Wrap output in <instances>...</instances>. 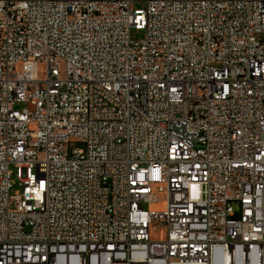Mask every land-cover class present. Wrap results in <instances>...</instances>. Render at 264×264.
I'll return each mask as SVG.
<instances>
[{"label":"built area","instance_id":"2783aa9c","mask_svg":"<svg viewBox=\"0 0 264 264\" xmlns=\"http://www.w3.org/2000/svg\"><path fill=\"white\" fill-rule=\"evenodd\" d=\"M0 264H264V0H0Z\"/></svg>","mask_w":264,"mask_h":264},{"label":"rangeland","instance_id":"374dc122","mask_svg":"<svg viewBox=\"0 0 264 264\" xmlns=\"http://www.w3.org/2000/svg\"><path fill=\"white\" fill-rule=\"evenodd\" d=\"M136 10H142V5L141 4H133L131 6V12L133 13ZM146 36V32L144 30H139L136 29L134 27L131 28L130 31V38L132 41H143L145 39ZM27 108V105L25 103H17L16 105V110L19 111H23ZM84 145L80 142H76L73 141L69 144L68 149H69V153H72L74 150H78V149H83ZM11 171L14 175L11 176V181L12 183L15 185L14 188H12L11 193L13 194L15 191L20 189V181L18 178V170L15 167H11ZM143 208L145 210H151V211H162L164 210V204H154V205H150V204H144ZM165 233V229L164 228H159L157 226H151V230H150V236L153 240L155 239H161V237L164 235Z\"/></svg>","mask_w":264,"mask_h":264}]
</instances>
